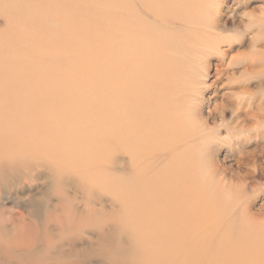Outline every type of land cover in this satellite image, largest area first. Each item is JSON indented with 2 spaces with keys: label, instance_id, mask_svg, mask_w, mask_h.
<instances>
[{
  "label": "rangeland",
  "instance_id": "374dc122",
  "mask_svg": "<svg viewBox=\"0 0 264 264\" xmlns=\"http://www.w3.org/2000/svg\"><path fill=\"white\" fill-rule=\"evenodd\" d=\"M220 1L219 20L226 29L216 37L222 40V51H191L181 85L193 84L204 70L200 79L204 87L201 103L205 136L194 143L198 152L195 163L199 175L208 178L203 185L208 198L213 190L210 198L216 207L228 210L220 212L221 225L214 230L211 247L218 245L225 250L230 246L224 252L229 255L231 247L236 248L238 243H258L257 249L260 246L263 252L264 33L258 31V26L264 25V8L259 9L264 7V0ZM123 7L129 10V3L117 6L115 0H0V264H134L127 258L134 257V231L124 217L129 210L123 206L130 201L127 206L131 208L132 192L122 185L125 180L118 176L115 164L89 165L91 170H102L105 175L83 178L76 172L77 164L65 167L56 162L52 152L47 156L37 152L53 144L66 146L62 133V141L55 143L50 141L53 129H41L42 124L55 121L64 110L59 101H93L74 90L88 85L78 83L70 71L78 60L76 54L82 53L86 59V48L81 47L83 38H87L89 50L100 57L103 29L111 34ZM254 7L259 10L252 12ZM27 12H33L38 23L22 31ZM78 21H83L89 29L87 33L79 30ZM108 40L113 43L114 37ZM195 56L197 61L193 62ZM231 57L232 64L226 66ZM203 63L206 69H202ZM92 65L99 66L100 60L95 59ZM23 66L35 67L39 78L35 79L34 69ZM91 69L90 64L83 72L88 74ZM100 82L97 78L93 86L96 101ZM35 90L48 93L39 95ZM13 101L22 107L29 105L33 113L11 115L5 107ZM219 101L228 105L224 120L218 113H208ZM37 103L43 108L39 109ZM234 105L238 111L229 107ZM39 138L49 142L34 144ZM66 159L69 162L70 155ZM168 159L169 156L163 163ZM247 224L252 226V234L242 238L241 230L251 229ZM229 230L233 233L228 234ZM225 233L233 236L227 237L228 242ZM114 246L126 253L112 256ZM160 247L157 249L162 251ZM183 258L182 264H206V258L202 263L199 257ZM251 258L255 264L264 260H243L250 262ZM177 259L170 257L169 263H178ZM207 259L217 264L218 257ZM236 259V264L240 263Z\"/></svg>",
  "mask_w": 264,
  "mask_h": 264
},
{
  "label": "bare ground",
  "instance_id": "6f19581e",
  "mask_svg": "<svg viewBox=\"0 0 264 264\" xmlns=\"http://www.w3.org/2000/svg\"><path fill=\"white\" fill-rule=\"evenodd\" d=\"M124 2L129 3V10L121 8L119 22L111 34L103 29L100 57L89 50L88 40L83 38L81 47L86 48V59L82 53L81 56L76 54L78 60L70 71L78 78V83L83 81L88 85L83 89L70 90L74 89L93 101H59L64 110L55 121L42 124L41 129L52 128L54 135L51 140L47 138L55 143L66 140V146L60 147L52 142V147L49 145L37 152L41 151L46 156L52 152L51 156H55L56 162L65 167H68L66 164H77L76 172L83 178L105 175L102 170H91L89 165H101L103 162L115 164L113 166L120 173L118 176L125 180L122 185L132 192L131 208L127 206L130 201L125 203L126 199L123 206L129 210L124 217L134 231L132 239L136 249L131 253L134 257H127L134 264H171L170 257H179V262L172 261V264L184 263L183 257H199V263L206 258V264H210L207 257H218L217 264H236V258L240 260L238 264H255L252 258L250 262L243 258H263L264 250L262 252L258 246L261 249L258 253V243L255 246L252 243V246L238 243L236 248L231 247L233 250H229V255L224 252L230 246H226L225 250L218 245L211 247L214 230L221 225L220 212L223 210L219 211L220 206L217 208L213 197L210 198L213 190L208 198L209 192L203 188L208 178L199 175L195 163L198 152L194 150V143L205 136L201 103L204 87L200 79L205 75L204 70H200L201 76L196 77L193 84L181 85L182 74L190 65L188 56L191 51L206 54L211 50L222 51V40L217 39V35L226 29L219 20L221 1L115 0V5L122 6ZM257 8L251 11L264 7ZM23 17L26 24L22 31L38 23L33 12H27ZM77 25L80 31L88 32L83 21H78ZM174 26L179 29H173ZM258 31L264 33V25L259 24ZM110 36L114 37L113 43L108 40ZM195 58L193 62L197 61ZM95 59L100 60L97 67L92 65ZM232 59L227 61L226 66L232 64ZM90 64L93 69L88 74L84 73L83 69ZM23 67L34 69L35 79L39 78L35 67ZM202 69H206L205 64ZM97 78L101 82L96 101L93 86ZM35 92L44 95L48 90ZM40 105L37 103L39 109L43 108ZM227 107L226 103L219 101L208 113H218L220 119L224 120L229 111ZM229 107L238 111L235 105ZM5 108L13 116L33 113L29 105L22 107L18 101ZM60 133L63 134L62 139ZM46 142L49 141L39 138L33 143ZM68 155L69 162L66 159ZM168 156L169 159L163 163ZM158 165L161 167L152 172ZM247 225L251 229H242V238L252 234V226ZM227 227L231 228L226 226L225 229ZM26 230L31 232V229ZM223 236L228 242L230 235L225 233ZM146 248H151V251ZM114 249L110 250L112 256L126 253L125 249L119 251L116 246ZM153 250L156 252L152 253ZM157 252L159 255L156 257ZM259 264H264V260Z\"/></svg>",
  "mask_w": 264,
  "mask_h": 264
}]
</instances>
